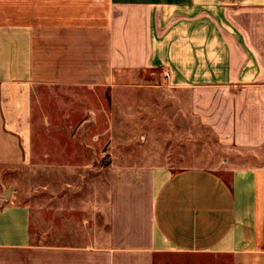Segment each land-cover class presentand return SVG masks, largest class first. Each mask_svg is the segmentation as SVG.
<instances>
[{"label": "crops", "instance_id": "crops-1", "mask_svg": "<svg viewBox=\"0 0 264 264\" xmlns=\"http://www.w3.org/2000/svg\"><path fill=\"white\" fill-rule=\"evenodd\" d=\"M40 86L87 93L47 166ZM0 167L48 168L0 264H264V0H0Z\"/></svg>", "mask_w": 264, "mask_h": 264}, {"label": "rangeland", "instance_id": "rangeland-1", "mask_svg": "<svg viewBox=\"0 0 264 264\" xmlns=\"http://www.w3.org/2000/svg\"><path fill=\"white\" fill-rule=\"evenodd\" d=\"M35 100V118L33 124V144L32 150L34 158L31 164L44 163L47 166L49 150L51 146H55L54 139H51V133L61 134V144L64 145V134L66 123L63 115L71 114L78 117L79 113L74 111H66L69 103H75V100L87 97V93L79 89H63L61 87H44L40 86ZM108 98L109 96H105ZM76 126L78 121L72 123ZM107 123H99V130L103 131ZM77 128V127H75ZM98 127L92 125V130ZM143 130L144 127H141ZM201 166L214 167L217 161L222 158L219 154L218 143L212 130L201 124ZM170 158H174L170 155ZM105 161L107 160L104 159ZM176 159H172L177 164ZM171 161V160H170ZM27 167L31 168L32 165ZM48 168L41 170H28L17 167H0V202L5 203L12 199L14 202L32 201L34 194L48 192ZM44 186V188H42Z\"/></svg>", "mask_w": 264, "mask_h": 264}]
</instances>
